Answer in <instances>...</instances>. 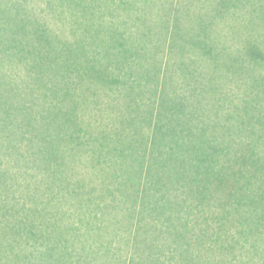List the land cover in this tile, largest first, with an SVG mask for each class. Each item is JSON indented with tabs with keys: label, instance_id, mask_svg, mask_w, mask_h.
Segmentation results:
<instances>
[{
	"label": "rangeland",
	"instance_id": "1",
	"mask_svg": "<svg viewBox=\"0 0 264 264\" xmlns=\"http://www.w3.org/2000/svg\"><path fill=\"white\" fill-rule=\"evenodd\" d=\"M253 33L264 36V0H0V205L7 212L25 208L38 226L36 235L24 239L29 249L16 256L18 236L0 218V264H65L56 263L62 251H70V264H106L109 258L102 252L111 237L102 234L103 225L93 227L101 226L99 220L91 224L87 217L95 211L101 216L111 200L105 193L100 198L106 181L119 185L102 171L110 167L111 148L134 143L132 135L141 125L144 133L152 131L145 119L165 80L162 68L169 69L163 99L176 114L169 140L183 131L186 142L203 143V137L209 140L223 131L233 144V114L253 111V103L254 115L264 112V100L249 102L245 83L250 76L234 79L231 73L233 52L244 48L242 38ZM250 40L252 50L263 48V38ZM248 52L242 49L250 60L253 52ZM243 115L249 126L252 121ZM115 153L119 164L128 161ZM63 183L84 190L78 202L57 205ZM91 194L102 209L90 204L86 216L78 203ZM212 203L195 207L189 217L195 234H189L185 247L196 256L195 264L218 258L222 264H264V241L239 235V226L233 225L237 211L232 221H219L221 210ZM55 218L73 224L58 253L62 233ZM222 222L238 239L235 250L223 257L216 250ZM208 225L213 235L201 245ZM92 235L103 239L95 241ZM120 243L115 237L112 250ZM89 245L98 253L95 259L88 256ZM170 247L157 251L165 262L182 264ZM43 250L51 251V260ZM111 261L117 264L114 257Z\"/></svg>",
	"mask_w": 264,
	"mask_h": 264
},
{
	"label": "trees",
	"instance_id": "2",
	"mask_svg": "<svg viewBox=\"0 0 264 264\" xmlns=\"http://www.w3.org/2000/svg\"><path fill=\"white\" fill-rule=\"evenodd\" d=\"M259 23L260 21H256V25ZM252 36L264 40V36L258 37L254 33L242 38L241 44L244 47L242 49L249 51V55L253 52V55L249 60V56L245 59L242 49L233 52L235 54H233L231 71L234 79H238V76L247 79L250 76L251 82L247 79L248 82L245 84L248 88L246 89L247 94L252 97L251 101L248 100L251 103L257 99L258 101L264 100V46L260 50H252L250 40ZM169 40L171 42V39ZM245 44L246 46H244ZM10 60L8 62L10 64L16 62L23 64L21 61ZM168 62L169 59L167 65H169ZM159 69L160 67L155 72L156 82L157 77L159 78ZM168 70V68L166 70L162 68L166 77L162 81V87L157 88L156 100L149 113V118L145 119L151 124L152 131L149 134L144 133L140 124L139 132L132 135L134 137L133 145L128 141L130 146L112 147L110 150L112 153H108L111 159L110 167L102 168V171L104 175L119 181V185L111 186L106 181L104 187H101L103 193L100 190V198L105 193L106 196H110L111 200H107L103 209L102 204L96 202L92 194L78 203L80 210H83L85 215L90 204L97 210L102 209L101 216L96 211L94 213L87 212L89 216H86H88L87 219L91 218L88 220L91 224L92 220H99L101 226L92 224L93 227L98 230L104 226L105 231L102 234L111 237V241L106 238L109 242L104 244L106 248L102 252L103 257L109 258V261L105 262L106 264H114L111 261L113 257L117 264L119 262V264H124L122 255L128 249L130 251L126 256V260L128 259L126 264H172L169 261L165 262L160 256L161 252L157 251H164L166 246H171L174 254L175 252L178 253L179 256L175 255L173 258L181 259L182 264H195L194 257L196 256L192 255L185 247V244H190L191 236L189 234H195L192 231L194 226L189 224V217L194 214L195 207L203 209L206 208V204L212 205V202L218 204V208L221 210L216 216L219 221L223 219L232 221L234 211H237L239 213H237L238 217L236 218L238 223L235 220L236 223L234 222L233 225L239 226V235L247 239L252 237L255 243L264 241V112L254 115L256 103H253L251 105L253 111L233 114V144L231 145L228 140L232 136H229V139L226 138L223 131H219L218 135H215V132L209 140L203 137V143L199 139L197 141L190 139V142H186L182 134L183 131L177 134V139L169 140L170 137H167V134L172 131L170 126L171 123L173 124L171 115L176 114L172 113L173 108L170 103L163 99ZM39 77L44 78V76ZM44 88L49 92L48 86H44ZM262 108L264 109V106ZM162 111L164 112L162 113ZM243 114H248L249 120L252 121L249 126H245L246 120L243 119L246 118ZM240 116H244L243 119H240ZM179 124L182 126L181 122ZM132 136L127 137L131 140ZM120 142L122 143V140ZM234 146H236L235 151ZM115 150L122 157H126L128 161L119 164L117 160H113V156L116 157ZM67 184L63 183L60 186V190L63 191V198L57 200V205L63 204L66 200L74 204L76 200L77 202L80 200L77 197L84 193L82 192L84 190L77 188V186L72 189L73 185ZM64 189L66 190L64 191ZM93 191H96L95 185ZM11 209L13 211L7 212L1 204L0 218L6 219V222L9 221L18 236L17 242L14 244L15 255L18 256L29 249L28 240L24 241V239L28 235H36L38 226L25 214V208L17 209L13 206ZM8 217L13 220H8ZM62 219L55 218L61 223L62 233L59 236L57 253L60 249L59 244L66 241V236L71 234L70 229L73 225H65ZM104 221L106 222L104 223ZM225 226L226 222H222L218 225L216 232L219 247L216 250H219L222 257L234 251V246L238 241L236 236L229 235V229ZM206 228V234L201 236V245L206 242L209 234L213 235L210 231L208 232V228L210 230L211 226L208 225ZM165 231L167 232L164 233ZM122 232H126L127 236L123 238ZM91 237L95 241L97 238L103 239V236L100 235H92ZM115 237L121 243L112 250V241ZM168 239L169 242H172L171 244L167 241ZM163 240L166 241V245L163 244ZM63 248L61 247V250ZM206 250L207 252L213 251L211 248ZM43 251L46 253V257H52L50 250ZM87 252L92 259L98 255L97 251L90 245ZM67 253L70 255V251ZM67 253L62 251L58 254V258L62 261L58 260L56 263L64 261L65 264H70ZM212 261L208 263L222 264L224 259L222 261V258H218ZM204 264L206 263L204 262Z\"/></svg>",
	"mask_w": 264,
	"mask_h": 264
}]
</instances>
